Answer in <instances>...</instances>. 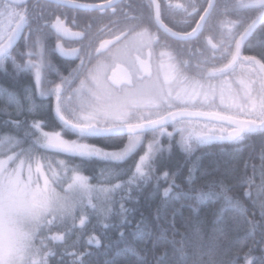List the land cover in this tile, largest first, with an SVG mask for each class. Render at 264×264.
Instances as JSON below:
<instances>
[{"label":"snow or ice","instance_id":"6c2138e0","mask_svg":"<svg viewBox=\"0 0 264 264\" xmlns=\"http://www.w3.org/2000/svg\"><path fill=\"white\" fill-rule=\"evenodd\" d=\"M69 3L102 15L110 10L111 16L117 19L109 21L111 26L94 30L93 25L88 24L83 32L70 33L60 18H56L52 27L58 33L79 37L81 44L80 48L70 50L57 46L62 55L80 60L67 77L57 72V83L47 80L44 75L52 65L45 59L41 44L43 30L39 25L35 31L40 35L32 40L25 0H0V64L10 58L18 69L34 70L36 92L51 101L49 107L60 126L59 131H45L46 122L33 120L28 124L13 120L14 134H6L0 139V264H48L49 257L56 255L49 245L52 241L66 243L77 219L81 227L85 225L86 207L91 206L98 214L101 212L91 203L94 193L102 194L107 200L117 190L151 181L153 157L160 150L159 135L172 137L173 132L178 133L183 150L191 152L195 144L213 139L241 141L250 134L264 133V53L262 59L241 53L257 22H264V0H238L235 7L258 13L255 19L250 23L245 18L229 21L234 31L227 35L221 32L219 46L213 43V37L206 38L202 49L190 45L199 40L205 27L216 29V24L210 21L214 15L223 14L227 5L207 0L208 7L200 15L196 27L191 32L180 33L163 24L159 4L155 5L153 19L142 12L129 15L125 8L132 5L124 0H103L100 5H78L75 0H69ZM176 7L184 12L191 7L193 13L199 14L194 4ZM145 23L155 26L157 31L162 30L163 39L149 32ZM24 28H28V35L23 34ZM105 36L110 38L105 39ZM18 39H22L29 49L27 53H18L28 57L21 64H17L12 55ZM167 39L176 40L178 46L173 52H158L157 49L170 47L164 42ZM217 50L227 60L220 66L215 63ZM209 51L213 54L209 55ZM34 56L36 60H33ZM237 69H240L239 73ZM4 94L7 107H14L15 114L20 115L24 111L23 104L14 94L6 90ZM25 98L30 114L37 107L42 110V105H35L31 91L26 90ZM2 111L6 112V108ZM199 120L206 122L205 127L220 125L221 133L227 132V135L197 132L192 125L193 121ZM169 125L173 132L167 131ZM147 133L153 135V140L127 181L111 183L119 180L120 174L108 171L110 186L94 187L81 174L80 167L71 163L75 157L82 160L95 158L106 164L124 161L142 146ZM124 135H127L128 143L119 151H108L88 142ZM73 136L75 139L66 138ZM41 150H52L68 159L56 160L42 155ZM261 174L264 176V169ZM155 179L159 181L161 177ZM163 179L169 181L167 172ZM174 187L175 180L171 179L163 196L171 198ZM228 203L243 214L238 203L230 199ZM121 209L124 210L123 205ZM260 209L264 216V201L260 202ZM108 211L103 209L105 213ZM249 223L253 229L257 227L254 221ZM53 227H64L65 235L46 236L45 232H51ZM139 239H143V234ZM92 241L99 245L95 238H90ZM260 243L264 244V234ZM246 246V241L241 243V248ZM177 251L183 254V248ZM252 252L249 248L243 253L244 264H264V255L256 258ZM66 254L67 249L58 264H65L63 255ZM204 254L211 256V252L202 251L201 255ZM240 259L237 251L229 264H240ZM71 264H77V260L73 259ZM137 264H148V261L141 257ZM180 264H203V261L181 260ZM207 264L215 262L210 259Z\"/></svg>","mask_w":264,"mask_h":264},{"label":"trees","instance_id":"16d2710c","mask_svg":"<svg viewBox=\"0 0 264 264\" xmlns=\"http://www.w3.org/2000/svg\"><path fill=\"white\" fill-rule=\"evenodd\" d=\"M247 45L252 54L262 59L264 22ZM30 82L27 75L18 76L16 69L8 64L5 69L0 67V139L6 134H14L13 120L31 124L33 120L56 119L46 100L37 94H33V100L35 105H42V110L37 107L31 114L27 111L29 103L25 97L26 90L31 91ZM5 90L23 104L24 111L20 115L15 114L14 107H7ZM5 108L6 112L2 111ZM44 130L59 131L60 126H47ZM66 138L75 139L74 136ZM157 139L160 150L153 157V179L137 182L130 189L117 190L107 200L102 194L94 193L91 203L101 212L98 214L91 206L86 207L85 225L81 227L77 219L66 243L51 242L49 247L56 255L49 257L48 264H58L65 249L68 253L63 255L65 264H71L73 259L77 264H137L141 257L148 264H180L181 260H202L207 264L210 259L215 264H229L237 251L241 255L240 264H244L243 253L249 248L253 249V257L264 255V244L260 243L264 234V216L260 209V202L264 201V176L261 174L264 169V133L250 134L241 141L195 144L191 152L183 150L178 133L172 137L157 136ZM152 140L153 135L147 133L142 146L124 161L106 164L95 158L82 160L75 157L71 163L80 167L90 185L109 187L108 171L120 174L119 180L111 183L129 180ZM88 142L108 151H119L127 145L128 137ZM41 154L56 160L68 159L52 150H41ZM165 172L169 174V181L163 179ZM155 177L161 179L157 181ZM171 179L175 180L176 187L171 198H166L163 191ZM226 198L238 203L243 214L233 209ZM103 209L110 211L105 213ZM250 221L257 224L255 229ZM68 227H72L71 221ZM65 232L64 227H53L45 235L64 236ZM140 234H143L142 240ZM90 238L98 240L99 245L90 242ZM244 241L247 246L241 248ZM181 248L182 255L177 251ZM202 251L211 252V256L201 255ZM72 253L77 255L73 257Z\"/></svg>","mask_w":264,"mask_h":264},{"label":"flooded vegetation","instance_id":"af4514ba","mask_svg":"<svg viewBox=\"0 0 264 264\" xmlns=\"http://www.w3.org/2000/svg\"><path fill=\"white\" fill-rule=\"evenodd\" d=\"M124 2L126 4L130 3L132 5L131 8H125V11L128 12L129 15H137L138 12H142L146 17L151 16L153 19L155 17L156 12L155 5L159 4L160 19L163 24L167 25V27L171 28L174 32L180 33L191 32L192 28H195L197 22L200 21V15L204 14L203 10L208 7L207 0H124ZM214 2H218L221 5H227L228 7L223 14L218 16L214 15L212 21H210V23L216 24V29L209 30V28L205 27L203 30V34L199 37V40L195 41L192 45H190L191 47L202 49V46L204 45V43L206 42V38L208 37H213V43H216L219 46V34L222 32L227 35L228 33L234 31L233 25L228 23L229 21L235 22L238 20V18H245L247 22L250 23L251 20L255 19L256 15L258 14L256 12H250L245 8L235 7V5L238 3V0H214ZM245 2H247V0H245ZM102 3L103 0H75V4L78 5H100ZM191 4H194L196 6V8L199 10V14L193 13V9L191 7H188V12H184L182 9L176 7V5H184L187 7ZM25 5L29 13V23L31 24L32 29V40H36L37 36L40 35V33H37L35 31L38 25L43 30L41 44L45 49V59L47 61H50L52 65L51 70L46 71L44 75L46 76L47 80L54 81L57 83H59V76L56 74L57 72H59L60 75L67 77L69 73L73 69H76L77 66L80 64L79 59H76L71 56L62 55L61 52L57 50V46L59 45L65 50L80 48V38L75 37L70 33L83 32L88 24H92L94 30L105 25L111 26L109 24V21L117 19V17L111 16L110 10L107 14L102 15L98 11L75 7L71 3H69V0H25ZM170 5L171 7H169ZM189 13L192 14L189 15ZM57 17H59L65 27L70 30L69 34L58 33L56 29L52 27ZM221 21L223 22L222 24L220 23ZM260 25L257 28H259ZM144 27H146L148 31L151 32L154 36L162 37V30L157 31V28L155 26L145 23ZM257 28L254 30V32L257 30ZM253 33L245 41L244 45L241 48V53L243 56H255L257 59H259L260 56H258L257 54H252L249 50L250 46L247 45V42L251 38ZM23 34H29L28 28L23 29ZM104 38L109 39L110 37L105 36ZM228 38L230 39V37ZM164 42L167 43L170 47L157 49L158 52H173L174 49L178 46V42L174 39H167ZM14 48L15 50L13 51L12 55L16 57L17 64L24 63L28 59L27 55H25L24 57L18 55V53H27L29 51V49L25 46L24 41L22 39H18L16 44L14 45ZM212 54V51H209V55ZM36 59L37 57L34 56L33 60ZM228 59H230V57H228ZM225 62H227V60L224 59L221 52L217 50L215 52L216 66H220L222 63ZM6 64L16 69L18 76H20L22 73L27 75L31 80L30 88L32 93L39 95L38 92H36L34 70H25L23 68L18 69L13 64L12 59L10 58L5 59L3 63L0 64V67L2 69H5ZM239 71L240 69H237L238 73ZM110 74L111 73H109V75ZM44 99L46 100L49 106L51 101L47 98ZM49 110L54 113L51 108ZM46 123L48 126H59L56 119L48 120L46 121ZM205 123L206 122L202 120L193 121L192 127H194L197 132H201L200 128H205ZM199 125L201 126L200 128H195V126ZM219 126L220 125L217 124L216 127ZM167 131L173 132V128L169 125L167 127ZM173 134L177 133L173 132Z\"/></svg>","mask_w":264,"mask_h":264},{"label":"rangeland","instance_id":"374dc122","mask_svg":"<svg viewBox=\"0 0 264 264\" xmlns=\"http://www.w3.org/2000/svg\"><path fill=\"white\" fill-rule=\"evenodd\" d=\"M205 126V125H204ZM217 125H212V124H208L207 127L203 128L200 125L199 126H195V128H200L201 132H206V133H219L220 131V126L216 127ZM194 128V127H193ZM221 134V133H219ZM67 187V185H65V188Z\"/></svg>","mask_w":264,"mask_h":264},{"label":"water","instance_id":"95a60500","mask_svg":"<svg viewBox=\"0 0 264 264\" xmlns=\"http://www.w3.org/2000/svg\"><path fill=\"white\" fill-rule=\"evenodd\" d=\"M262 22H257L255 28L253 29V31L250 33V35L254 32V30L261 24ZM249 35V36H250ZM248 36V37H249ZM247 40V39H246ZM205 134H215L216 136H220V135H227V132L226 133H223V134H219V133H206L204 132ZM230 140H227V139H213V140H210L209 142H229Z\"/></svg>","mask_w":264,"mask_h":264}]
</instances>
